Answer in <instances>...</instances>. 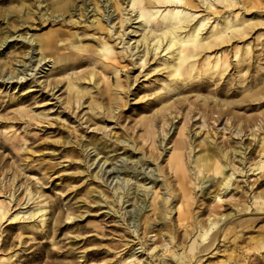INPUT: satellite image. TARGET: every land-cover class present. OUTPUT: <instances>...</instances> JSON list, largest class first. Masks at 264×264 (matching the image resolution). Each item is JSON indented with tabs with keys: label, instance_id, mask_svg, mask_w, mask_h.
<instances>
[{
	"label": "rangeland",
	"instance_id": "374dc122",
	"mask_svg": "<svg viewBox=\"0 0 264 264\" xmlns=\"http://www.w3.org/2000/svg\"><path fill=\"white\" fill-rule=\"evenodd\" d=\"M24 1L30 4L29 0ZM74 2L78 3L74 14L71 16L68 11L62 22L58 23L44 22L39 15L25 19L27 16L20 8L19 0H0V40L9 29V32L20 30L16 35L23 32L27 39L32 34L47 36L52 30L59 28L72 37L76 32L83 35L86 31H95L94 28L83 24L81 19L85 18L79 16L82 0ZM90 2L91 0H87L86 5ZM221 8L222 6L219 9ZM200 9L204 14L203 7ZM110 10V19L118 26V12L112 6ZM240 12L245 14L246 18H252L255 25L246 37L228 43L223 49L227 48L232 55L233 47H242L250 42L253 49L249 55L250 59L245 64L235 61V66L223 77L219 80L209 79L198 86V90H193L190 85L186 86L184 91H179L183 94L175 93L170 99L177 106L172 110V115L170 110H158L160 104L157 105L159 101L156 92H165L162 86L168 81V73L158 70L159 68L155 71L147 70L155 67L156 60L151 59L145 68L136 66L131 70L132 81H127L125 76L121 77L124 82L131 81L132 85L129 93L120 100L121 108L115 113L116 117L107 113L99 114L86 122L90 116L86 113L87 103L81 107L66 105L63 102L64 90L68 77H84L88 74L95 66L92 59H86L84 56V59L74 61L75 68H71L72 63H67L65 68L56 69L48 62L49 57L36 66V59L40 58L41 52L35 50L26 54L28 51L24 45L27 44L25 38H17L15 35L0 47V71H3L5 76L0 77V194L3 195L1 198H6L15 192L14 200L9 204L12 208L10 214L21 211L19 220H14L12 224L8 221L0 224V257L13 254V264H147L151 247L156 245L155 240L162 239L156 246L167 243L168 240L164 236H155L153 232V239L147 243L150 250L148 254H144L142 247L139 248V240L133 241L134 227L125 229V225L117 220L119 216L109 211L107 203H99L96 194L93 195L95 189L109 191L119 181L118 178L112 180V176L103 173L109 162L99 171L100 175H104V179L95 178L93 175L98 171L97 164L104 155L101 153L97 157V151L92 146H85L89 141H96L98 138H111L109 140L112 141L118 136H133L139 144L141 143L140 151H128L129 149L122 148L120 143L117 153L113 152L110 156L126 154L129 157H141V151L151 155V158L158 156L159 165L167 171L170 182L174 184L177 182L173 171L168 167V158L174 151L175 143L179 140L189 143L187 134L190 139L193 136L195 141L213 140L228 154L231 167H235V174L223 202L217 206L212 205L211 198H206L204 203L199 198V187L195 189L198 197L194 200V210L203 224L213 218L209 216L210 207L225 213L232 208V201L248 202L254 192L264 190V172L247 171L260 161L264 162V0L257 1L248 14L244 9ZM223 13L227 16L229 10L224 8L221 14ZM224 15L218 16L221 21L224 20ZM93 19L91 16L89 21ZM213 20L214 18L211 22ZM20 23L23 25L19 26ZM86 37L84 43L87 45L97 44L91 36ZM32 54L37 56L31 60ZM44 62L48 64L41 69L40 66ZM111 75V85L103 81L100 84L107 99L116 91L118 76L116 73ZM22 76L23 78H20ZM53 77L64 80L60 91H57L58 87L51 89L53 86L48 85ZM197 79L199 77L195 80ZM81 81L84 85L93 84V81ZM88 89H91V85ZM96 89L97 87L92 88L90 95L89 90H86L88 100L99 99L98 94L94 93ZM55 92L56 95H53ZM57 96L59 98H56ZM106 98L99 106L104 108L109 104ZM179 102L181 105H177ZM145 120L150 123L154 120L158 148L150 140L142 139ZM181 125L185 126V136L179 134ZM88 153L89 157L86 156ZM194 153L195 150L191 151L189 145L184 150L188 163L191 160L190 154L193 156ZM95 156V163L89 167ZM150 160L152 159L149 158ZM131 161L125 162L118 158L116 166L121 167V163L130 164ZM154 163L156 162L144 160V169L153 170L158 174L157 165ZM141 164L139 163L140 166ZM189 166L191 174L195 177V169H192L194 163H189ZM218 178L219 175L203 188L207 189ZM121 179L122 176L120 182ZM134 180L130 183H134ZM140 180V183L149 182ZM151 184L146 183L148 189L139 188L141 199L146 197L148 201L149 196L145 195L146 191L151 189ZM108 185L110 187H107ZM28 190H31L35 197L39 193L43 195L39 199L45 200L47 207L44 222L42 217L32 216V208L37 206V200L25 199ZM138 199L139 196L132 197L124 206L131 209L133 205L136 206ZM253 207L248 211L250 215H245L247 212L243 211L244 214L231 218L237 222L232 223L235 226L234 232L241 230V233L234 235L233 231H227L228 235L224 236V232H221L216 243L218 249L206 255L205 259L213 254L209 260L204 259L199 264H218L221 261L223 264H264V248L256 249L264 242V212L253 214ZM253 215L255 218L246 219ZM172 217L176 220V210L173 211ZM128 222L130 224L129 218ZM132 224L133 222L130 225L133 226ZM228 224L230 222H226L223 227ZM178 228L179 234H182L184 227ZM142 230V220L139 218L140 236ZM187 239L183 235L180 241ZM172 244L174 243L169 247ZM134 252L138 253L139 260L131 256ZM154 252H158V256L153 258L156 263L162 259L161 255L165 251L163 247H158ZM166 258L168 263L174 261L169 253ZM0 264L4 263L0 261Z\"/></svg>",
	"mask_w": 264,
	"mask_h": 264
},
{
	"label": "bare ground",
	"instance_id": "6f19581e",
	"mask_svg": "<svg viewBox=\"0 0 264 264\" xmlns=\"http://www.w3.org/2000/svg\"><path fill=\"white\" fill-rule=\"evenodd\" d=\"M29 1L30 4H26L24 0H19L20 8L25 11L27 16L25 19L39 15L44 22H62L65 13L69 11L72 16L78 6V3L74 2L75 0ZM86 1L82 0L79 16L85 18L81 19L83 24L94 28L95 31L93 32L88 33L86 31L83 35L76 32L72 37L59 28L52 30L47 36L32 34L27 39L23 32L16 35L20 30L16 29L9 32L11 31L9 29L2 40H0L1 47L9 38L15 35L17 38H25L27 44L24 45L27 46L28 51L26 54H30V52L35 50L41 52L40 58L36 59V66H39L47 57H49L48 62H51L56 69L59 67L65 68L67 63H72L71 68H75L74 61L82 60L84 56H86V59H92L95 66L88 74L84 77L82 75L75 78L68 77L64 90L65 101L63 102L66 105L81 107L87 103L86 113H89L90 116L86 122L93 120V116L95 117L99 114L105 115L107 113L116 117L118 109L121 108L120 100L131 90V70L136 66L145 68L151 59L156 60L157 63L155 67L147 70L155 71L159 68L158 70L168 73V81L162 86L165 92H156L157 100L159 101L157 105L160 104L158 110L162 112L170 110L172 115V110L176 109L177 106L170 99L175 93L180 94L181 92L179 91L181 89L184 91L185 87L190 85H192L193 90H198V86L200 87L201 84L208 82L209 79L219 80L230 68L235 66V61L245 64L250 59L249 55L253 51L250 42L242 45V47H233L232 55H230L231 51L223 48L228 43L240 40L250 33L255 23L251 20L252 18H246L245 14L243 15L240 11L244 9V12L248 14L247 12L259 0H91L87 5ZM45 2L46 5L43 6ZM90 5L92 8H90ZM111 6L118 12L120 23L118 26L117 23H113L110 19L112 15L110 14ZM220 6H222L221 9H219ZM202 7L203 11H205L204 14L200 11ZM224 8L229 10L227 16L224 13L221 14ZM90 13L92 14L90 15ZM219 15H224L223 21L218 17ZM91 16L94 19L89 21ZM60 17L62 19L58 20ZM213 18L214 20L211 22ZM20 25H23V23H20ZM86 36H91L90 38L95 39L97 44L89 46L84 43ZM141 47L143 48L141 49ZM64 50H68V52H64ZM36 56L32 54L30 59L32 60ZM233 56L234 58H232ZM48 62H44L40 68L42 69ZM126 62L127 64L125 65ZM12 72L14 73L13 70ZM111 73H116L118 79L115 93L113 95L110 94L107 99L100 84L103 81L111 85ZM146 74H149V72H146ZM123 76H125L127 81L130 79V83L124 82L121 79ZM0 77L5 78L3 71H0ZM197 77L199 79L195 80ZM20 78H23V76ZM82 79L89 82L93 81V84L84 85V82H80ZM63 83L64 80L61 78L53 77L48 85L53 86L51 89L58 87L57 91H60L64 85ZM90 85L91 89L89 90ZM94 87H97L94 93L98 94L99 99L88 100L86 90H89L88 93L90 95ZM105 91L108 93L107 89ZM56 92L53 95H56ZM251 92L249 94L252 95ZM56 98H59V96ZM105 98L109 104L103 108L99 104L104 103L103 99ZM177 105H181V102ZM153 121L151 123L144 121L142 139L145 141L150 140L158 148L157 130ZM179 134L186 135L184 125L180 126ZM187 136L189 137V143L179 140L175 143L174 151L168 158V167L173 171L177 184L170 182L167 171L158 163V156H152L151 158V155H146L143 151H141V157H129L126 154L110 156L113 152L117 153L120 143H122L121 147L129 149L128 151H140L141 146L139 145L141 143L139 144L133 136H128L129 138L118 136L112 141L109 140L111 138H98L96 141L92 139L93 141H89L85 146H92L97 151V157L101 153L104 155L97 164L99 168L93 174L94 177L104 179V175H100L99 171L109 162L103 173H108L109 177L112 176V180L115 178L119 180L109 191L95 189L93 195L96 194L95 197H97L98 202H106L109 211H113L116 216H119L117 220L125 225V229L134 227L132 230L133 241L135 239L139 240V248L142 247L144 254H148L150 250L149 246L147 248V243L153 239V232L155 236L159 234L168 240L167 243H160L161 246L156 245L162 239L155 240L156 245L151 247V254H148L150 258L147 264H188L191 261H193L191 264L194 262L199 264L205 259L207 254L218 249L216 243L221 232H224V236L228 235L227 231H233L234 235L241 233V230L234 232L235 226L232 223L235 221L231 220L233 216L244 214L243 211L247 212L245 215H250L248 211L252 206H254L251 210L253 214H258L260 211L264 212L263 190L254 192L248 202L232 201V208L225 213L216 209L213 210L210 207L209 216H213V218H209L208 222L203 224L197 211L194 210V203H196L194 200L198 197L195 189L199 187L201 192L199 198L204 203L206 198H211L212 205H219V203L223 202V197L230 188L231 180L235 174V167H231L228 154L213 140L210 142L195 141L193 136L191 139L189 134ZM188 145L191 146V151L195 150L193 156L190 154L191 160L189 161V163H194L192 169H195V177L191 174L189 163L186 161L184 154V150ZM197 148L198 151L196 152ZM86 156L89 157V153ZM118 158H122L125 162L132 160L131 165L121 163V167H117ZM149 158L152 160L149 161ZM144 160L156 162L154 164L157 165L158 174L153 170L151 172L144 169ZM95 161L96 156L91 163L88 161L89 167ZM101 161L102 164L100 165ZM139 163H142L141 166ZM242 163H244L243 159ZM248 170L264 172V162L260 161L253 167L248 168ZM217 175H219V178L216 182H212L207 189L203 188L206 183L213 181ZM159 177H162V179H159ZM133 179H135V182L131 184L130 182ZM140 179L142 181L149 180L152 183L150 185L151 189L147 190L145 195L149 196L148 201L146 197L140 198L139 188L148 189L149 186L146 183L149 182L140 183ZM107 187L110 186L108 185ZM108 192L109 194H107ZM2 196L0 194V224L2 225L3 222L7 221L12 224L14 220L21 218V211L10 214L12 208L9 204L14 200L15 192L6 198H1ZM42 196L39 193L35 197V194L32 195V191L28 190L25 199H28V201L31 199L37 200V206L32 208L31 214L32 216L38 215L42 217V222H44L47 215V207L44 204L45 200L39 199ZM138 196L139 199L136 206L133 205L131 209H127L124 206L132 197ZM6 199L10 201H6ZM149 199L150 204H148ZM139 201H141L140 204ZM174 210L177 213L176 220L172 217ZM128 218L130 224L133 222V226L129 224ZM139 218L142 220V236L139 234ZM249 218H255V215L248 216L246 219ZM226 222H230V224L223 227ZM180 226L184 227L182 234H179L178 231ZM1 233L0 231V240ZM183 235L188 238L184 242L180 241ZM171 243L174 244L169 247ZM158 247H163L165 252L161 255L162 259L154 263V256H158V252L154 251ZM262 248H264V242H261L256 249ZM167 253L172 256L173 262L168 263ZM137 254L134 252L131 256L139 260ZM212 256L213 254L205 260H209ZM12 258L13 254L0 257V261L4 264H13ZM135 259L134 261H137ZM223 263L221 261L218 264Z\"/></svg>",
	"mask_w": 264,
	"mask_h": 264
}]
</instances>
